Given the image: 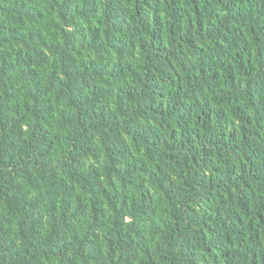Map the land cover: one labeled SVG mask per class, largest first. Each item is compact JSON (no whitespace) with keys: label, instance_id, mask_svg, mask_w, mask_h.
I'll use <instances>...</instances> for the list:
<instances>
[{"label":"trees","instance_id":"16d2710c","mask_svg":"<svg viewBox=\"0 0 264 264\" xmlns=\"http://www.w3.org/2000/svg\"><path fill=\"white\" fill-rule=\"evenodd\" d=\"M0 264H264V0H0Z\"/></svg>","mask_w":264,"mask_h":264}]
</instances>
